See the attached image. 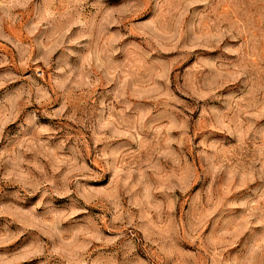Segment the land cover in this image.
<instances>
[{"label": "rangeland", "instance_id": "obj_1", "mask_svg": "<svg viewBox=\"0 0 264 264\" xmlns=\"http://www.w3.org/2000/svg\"><path fill=\"white\" fill-rule=\"evenodd\" d=\"M0 264H264V0H0Z\"/></svg>", "mask_w": 264, "mask_h": 264}]
</instances>
